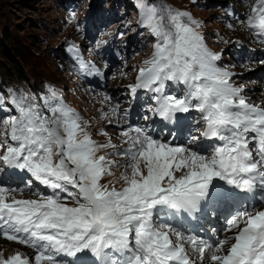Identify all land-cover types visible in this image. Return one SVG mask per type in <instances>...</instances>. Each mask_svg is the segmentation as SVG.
<instances>
[{"label": "snow or ice", "instance_id": "1", "mask_svg": "<svg viewBox=\"0 0 264 264\" xmlns=\"http://www.w3.org/2000/svg\"><path fill=\"white\" fill-rule=\"evenodd\" d=\"M139 7L140 27L156 42L130 92L153 93L150 111L167 123L180 125V114L199 113V136L174 143L128 124L120 133L128 146L117 150L111 138L93 140L55 91L41 97L42 104L13 96L17 115L3 121L0 136V237L27 246L34 256L17 252L0 257V264H264V210L257 207V194L264 203V106L248 102L243 86L232 83L235 73L217 67L222 53L207 48L200 22L189 13L143 0ZM242 26L264 43V0H255ZM68 51L79 59L75 45ZM79 71L98 69L80 61ZM169 81L187 91L165 94ZM109 112L120 114L119 104ZM122 115L127 123L128 110ZM201 139L211 143H197ZM102 149L112 152L98 155ZM114 168L124 170L111 186L101 183ZM17 170L30 178L24 187L8 183L13 177L23 181ZM33 181L50 194L18 198ZM224 205L238 208L227 220L226 231L234 234L215 245L160 222L164 213L179 223L184 214L206 216Z\"/></svg>", "mask_w": 264, "mask_h": 264}, {"label": "rangeland", "instance_id": "2", "mask_svg": "<svg viewBox=\"0 0 264 264\" xmlns=\"http://www.w3.org/2000/svg\"><path fill=\"white\" fill-rule=\"evenodd\" d=\"M105 1L107 0L103 2ZM167 1L181 6L187 3V0ZM236 1L198 0L196 4L192 5V9L204 19L207 26H214L225 32L227 34V44H229L237 38L245 40L244 35L246 32L241 28V25H236V31L225 30L217 19L218 15L224 14L220 7L226 3L234 4ZM238 9H242V6H238ZM65 16L66 14L57 0H0V73L6 74L5 72H7L14 81H19L20 78L31 85L40 84L44 81H53L66 86L71 85L73 77L66 69V65H64L63 46L69 38H73L78 34V30L69 18L65 20ZM214 47L217 49L223 47L226 52L229 50L224 44H214ZM17 52H22V55L18 56ZM248 66L251 65L241 64L236 69V72L246 73ZM250 74H252V70L247 73V75ZM11 77L7 75V78ZM249 79L243 80V83L247 84L245 86L247 88L258 87V89H262L261 92L263 94L264 83H253ZM126 82L128 81L122 79L118 86L123 87ZM112 85L117 84L112 82ZM103 97L91 96L88 98L87 95H81L80 98H75V101L85 108L89 119H91L92 124L87 125L89 134L94 131L97 132V128L101 126L109 127L108 125H111L109 123L110 119L99 113L100 108L106 104ZM106 127L105 129L108 130ZM2 133L3 128L0 120V135ZM94 134L95 138L100 135L98 133ZM105 153L111 152L102 149L98 155H104ZM109 158L114 159L115 157L110 155ZM115 159L118 162H124L121 158ZM123 170V168H114V176L102 179L101 183L110 185V182L114 181ZM115 186H123V184L121 182ZM17 246V249L13 248V250H10L7 249L6 245L0 243V257L7 259L15 254L16 250L24 249L19 245ZM24 251L26 250L24 249ZM20 253L26 255L23 252Z\"/></svg>", "mask_w": 264, "mask_h": 264}, {"label": "bare ground", "instance_id": "3", "mask_svg": "<svg viewBox=\"0 0 264 264\" xmlns=\"http://www.w3.org/2000/svg\"><path fill=\"white\" fill-rule=\"evenodd\" d=\"M262 95H264V93ZM0 243L1 244L3 243V245H6L7 249H10V250H13V248L17 249V247H18L17 245H14V244L6 242V241H0ZM17 252H19V253L23 252V253L27 254L26 251H24V249L16 250L15 253H17Z\"/></svg>", "mask_w": 264, "mask_h": 264}, {"label": "trees", "instance_id": "4", "mask_svg": "<svg viewBox=\"0 0 264 264\" xmlns=\"http://www.w3.org/2000/svg\"><path fill=\"white\" fill-rule=\"evenodd\" d=\"M17 51H18V48H17ZM18 56H20V55H22V52H17L16 53ZM6 74H8L9 75V73H7V72H5ZM22 80V79H21Z\"/></svg>", "mask_w": 264, "mask_h": 264}]
</instances>
